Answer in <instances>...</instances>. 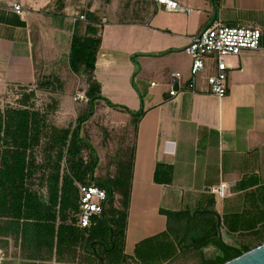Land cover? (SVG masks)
Wrapping results in <instances>:
<instances>
[{
    "label": "crops",
    "instance_id": "0c3cea01",
    "mask_svg": "<svg viewBox=\"0 0 264 264\" xmlns=\"http://www.w3.org/2000/svg\"><path fill=\"white\" fill-rule=\"evenodd\" d=\"M178 1L185 9L167 10L154 0H112L105 5L104 0H0L2 90L36 92L37 87L62 80V72L72 71L73 34H85L88 13L99 17L101 23L95 25L102 44L95 78L102 94L134 112L144 110L137 131L130 113L103 100L88 122L104 125L102 140L95 142L91 136L101 158L102 172L96 171L100 177L114 173L104 170L99 145L109 151L105 158L110 152L116 158L124 145L119 140L129 130L135 132L124 250L130 260L136 259L138 243L178 223L180 217H169L167 211L196 215L215 208L222 219V234L234 241L243 240L242 236L231 237L225 217L256 218L263 208L264 0ZM15 4L22 5V14L15 11ZM80 14L86 19L79 20ZM214 22L260 28V48L228 57L232 68L226 97L207 91L205 76L214 71L211 64L199 78L197 91L171 96L165 85L171 72H182L186 81L191 78L192 58L186 51L190 37ZM61 86L54 90L62 89L64 98ZM221 182L228 184L223 198L213 191Z\"/></svg>",
    "mask_w": 264,
    "mask_h": 264
},
{
    "label": "trees",
    "instance_id": "16d2710c",
    "mask_svg": "<svg viewBox=\"0 0 264 264\" xmlns=\"http://www.w3.org/2000/svg\"><path fill=\"white\" fill-rule=\"evenodd\" d=\"M89 24L85 34L72 36L69 63L72 71L86 77L87 107L74 123L50 126L47 116L31 105L34 91L22 93L20 107H0V238L13 237L33 259L72 261L78 250L85 249L89 264L128 262L124 253L132 194L135 145L123 148L116 156V171L108 176H96L101 158L87 131L100 100L133 116L135 131L144 110L132 111L116 104L102 94L95 78L98 53L102 44L98 16L87 14ZM136 59V56H134ZM56 106H57V102ZM55 105L51 108L55 109ZM46 143L42 145L43 139ZM46 152L40 159L38 149ZM128 151V153H127ZM123 154V155H122ZM158 172V170H157ZM78 183L95 184L106 190L108 197L101 216L92 226H79L80 189ZM264 191V187H263ZM215 204V203H214ZM254 217L244 214L227 216L224 224L231 235L251 237L257 244L243 240H220L217 211L207 209L193 215L191 211H167L180 217L175 226L148 237L137 244L136 264H171L190 252L203 253L214 246L216 255L202 258V264H223L239 252L224 246L226 242L249 251L264 243V201ZM238 219V225L233 221ZM223 230V227H221ZM229 238V237H228Z\"/></svg>",
    "mask_w": 264,
    "mask_h": 264
},
{
    "label": "built area",
    "instance_id": "2783aa9c",
    "mask_svg": "<svg viewBox=\"0 0 264 264\" xmlns=\"http://www.w3.org/2000/svg\"><path fill=\"white\" fill-rule=\"evenodd\" d=\"M163 5L167 10L185 9L178 0H154ZM14 9L18 14H22L24 9L21 4H15ZM79 20H85L86 15L80 14ZM263 31L254 27H233L214 22L211 26L190 37V42L186 51L192 58L191 78L186 81L182 72L174 71L170 73L169 80L165 85L169 89L171 96H177L186 90L197 91V82L207 70L213 67L214 71L205 76L208 85V92L224 98L228 95L229 70L232 68L228 62V57L238 56L246 50H257L260 48ZM157 82H152L156 85ZM87 100L86 93L78 92L75 100ZM80 189L79 203V226L83 228L91 227L96 216H101L108 194L105 189L95 184L78 183ZM214 193L223 198L227 195L228 184H221L213 189ZM116 264H136L133 260Z\"/></svg>",
    "mask_w": 264,
    "mask_h": 264
},
{
    "label": "rangeland",
    "instance_id": "374dc122",
    "mask_svg": "<svg viewBox=\"0 0 264 264\" xmlns=\"http://www.w3.org/2000/svg\"><path fill=\"white\" fill-rule=\"evenodd\" d=\"M88 2V1H87ZM112 0H104L103 4L106 3L110 4ZM63 60V58H62ZM65 60H63V63ZM61 76L63 77L62 80H54L52 86L48 87H37L35 90V95L33 96L31 100V105L35 108L41 110L44 112L47 116V122L50 126H68L70 123H74L78 117V114L81 110L85 109L87 107V100H79L76 101L73 99L78 92L86 93L88 82L85 76L80 74H74L71 70H69V73L62 72ZM62 85L65 89V95L68 96L67 101L64 95V98L60 96V90H54L59 85ZM35 88V87H34ZM27 92H30V88H27ZM25 92V90H2L0 88V107L2 109L7 107H20L19 101L22 98V93ZM60 100L62 101L60 103ZM57 102V106L56 103ZM55 105L56 108L52 109L51 106ZM89 127L87 128V131H89L90 135L92 136V139L95 142H99L103 139V130L101 129L102 126H104L102 123L100 126L95 125L94 123H89ZM112 124L110 123L109 127H111ZM108 127V128H109ZM124 138L122 140H119L123 145L122 148H132L135 140V132L134 130H129V133H125ZM118 139V137H117ZM42 145L46 143V138L43 139ZM100 150L102 151V160H103V166L104 170L107 169L113 173L116 171V163L114 154L111 152L107 154V157L105 158V151L106 149L103 148L101 145H99ZM109 152V151H106ZM38 155L40 159H44L46 156V152L44 151L43 147H40L38 149ZM128 153V151H127ZM121 154H117L119 156ZM123 155V154H122ZM102 172V168H99ZM223 231V230H222ZM224 234V233H223ZM224 236V235H223ZM226 241L228 243H231V240H228L226 238ZM254 244H257L258 241L251 237L244 238L243 241H239L240 243H248L251 242ZM217 249L213 246L205 249L202 254L200 252H190L187 255H181L182 263L180 264H202V258L208 260L213 258L216 255ZM29 252L26 251L21 247L20 241H16L13 237H2L0 238V264H89L86 260H88L87 256L88 253L85 251V249H79L78 255L75 260L72 261H58L57 256H54L53 258L49 260H41V259H33L29 258L27 256ZM180 258V259H181Z\"/></svg>",
    "mask_w": 264,
    "mask_h": 264
},
{
    "label": "water",
    "instance_id": "95a60500",
    "mask_svg": "<svg viewBox=\"0 0 264 264\" xmlns=\"http://www.w3.org/2000/svg\"><path fill=\"white\" fill-rule=\"evenodd\" d=\"M218 217V229L220 231L219 238L220 240L224 241L223 234H222V219L220 215H217ZM224 246L234 249L235 251L239 252V256L235 257L223 264H264V243L249 250L244 251L243 249L229 245L226 242L224 243Z\"/></svg>",
    "mask_w": 264,
    "mask_h": 264
}]
</instances>
